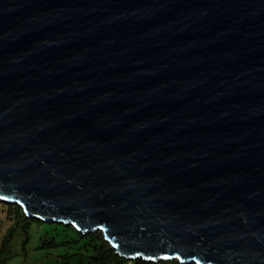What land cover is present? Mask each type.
Returning <instances> with one entry per match:
<instances>
[{"label": "water", "instance_id": "obj_1", "mask_svg": "<svg viewBox=\"0 0 264 264\" xmlns=\"http://www.w3.org/2000/svg\"><path fill=\"white\" fill-rule=\"evenodd\" d=\"M0 203L264 264V0H0Z\"/></svg>", "mask_w": 264, "mask_h": 264}, {"label": "rangeland", "instance_id": "obj_2", "mask_svg": "<svg viewBox=\"0 0 264 264\" xmlns=\"http://www.w3.org/2000/svg\"><path fill=\"white\" fill-rule=\"evenodd\" d=\"M18 223L13 220L8 208L0 203V249L9 230ZM21 225L16 230L11 242V252L6 256L3 264H88V259L82 261V257L92 255L88 250V245L91 244L90 238H81L77 233L64 227L56 228L34 222L31 242L25 251V232ZM57 244L61 246L56 247ZM174 262L177 261L166 263L174 264Z\"/></svg>", "mask_w": 264, "mask_h": 264}, {"label": "trees", "instance_id": "obj_3", "mask_svg": "<svg viewBox=\"0 0 264 264\" xmlns=\"http://www.w3.org/2000/svg\"><path fill=\"white\" fill-rule=\"evenodd\" d=\"M3 204V203H2ZM8 208L9 213L14 221H18L17 226L13 227L9 230L8 236L5 238L2 247L0 249V264L5 262L6 256L11 252V242L16 234V230L20 225L23 227L25 232V241H24V250L27 251V247L31 242V229L34 222H39L40 224H46L41 221L31 220L27 217L24 212V209L19 205H11V204H3ZM21 223V224H20ZM58 227H64L67 230H71L74 233H77L81 238H90V243L88 245V250L92 253L91 256L82 257V261L85 258L88 259V264H169L166 262L160 263H148L144 260H128L126 258L121 257L117 251L112 247V245L105 240V237L102 233L92 234L89 237L81 234L75 227L66 226L60 224H47ZM61 245H56L59 247ZM92 248V249H91ZM174 264H180L179 262H174Z\"/></svg>", "mask_w": 264, "mask_h": 264}]
</instances>
